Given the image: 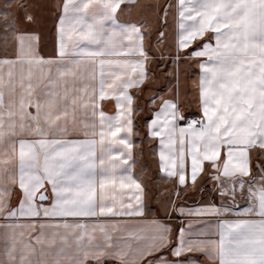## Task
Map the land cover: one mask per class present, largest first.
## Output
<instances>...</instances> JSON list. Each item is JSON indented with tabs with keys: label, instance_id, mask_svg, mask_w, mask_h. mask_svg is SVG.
Listing matches in <instances>:
<instances>
[{
	"label": "snow or ice",
	"instance_id": "1",
	"mask_svg": "<svg viewBox=\"0 0 264 264\" xmlns=\"http://www.w3.org/2000/svg\"><path fill=\"white\" fill-rule=\"evenodd\" d=\"M0 264H264V0H0Z\"/></svg>",
	"mask_w": 264,
	"mask_h": 264
}]
</instances>
